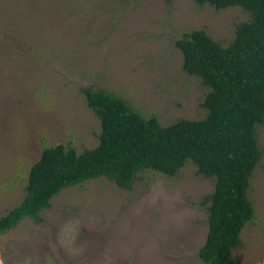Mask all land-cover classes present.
Returning <instances> with one entry per match:
<instances>
[{
    "label": "rangeland",
    "instance_id": "obj_1",
    "mask_svg": "<svg viewBox=\"0 0 264 264\" xmlns=\"http://www.w3.org/2000/svg\"><path fill=\"white\" fill-rule=\"evenodd\" d=\"M248 17L192 0H0V214L22 199L44 147L98 144L83 87L104 88L162 126L203 118L207 88L182 69L175 41L203 29L226 45ZM256 129L255 217L231 264H264V126ZM213 181L188 161L175 176L139 172L129 190L105 177L67 187L41 222L24 218L0 233V264H203L200 202Z\"/></svg>",
    "mask_w": 264,
    "mask_h": 264
},
{
    "label": "trees",
    "instance_id": "obj_2",
    "mask_svg": "<svg viewBox=\"0 0 264 264\" xmlns=\"http://www.w3.org/2000/svg\"><path fill=\"white\" fill-rule=\"evenodd\" d=\"M192 1L216 9L239 6L249 16L235 25L226 45L203 29L175 41L182 69L207 88L200 102L205 116L162 126L104 88L83 87L99 121L98 144L80 152L69 144L44 147L29 168L22 199L0 214V233L24 218L41 222L52 197L67 187L105 177L129 190L139 172L175 176L190 161L199 175L214 180L200 202L207 232L197 255L203 264H231L242 228L255 217L248 189L263 152L256 127L264 126V0Z\"/></svg>",
    "mask_w": 264,
    "mask_h": 264
}]
</instances>
